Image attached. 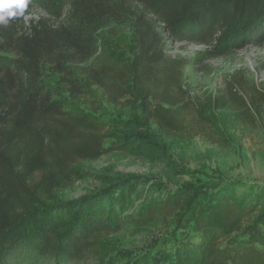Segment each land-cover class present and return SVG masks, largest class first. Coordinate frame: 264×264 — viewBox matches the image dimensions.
<instances>
[{"label":"trees","instance_id":"trees-1","mask_svg":"<svg viewBox=\"0 0 264 264\" xmlns=\"http://www.w3.org/2000/svg\"><path fill=\"white\" fill-rule=\"evenodd\" d=\"M47 4L58 1L44 5L48 17L28 24L25 11L0 24V264L86 254L120 264L102 258L100 237L124 222L122 191L110 203L99 196L72 203L57 197L80 176L76 163L111 150L104 147L109 125L96 113L103 101L138 102L176 139L186 130L181 94L192 59L171 58L167 44L189 36L215 43L211 55L218 56L242 35L258 40L264 0H70L58 13ZM196 106L205 117L206 105ZM152 203L196 236L181 243L174 264H264L255 203L187 188Z\"/></svg>","mask_w":264,"mask_h":264},{"label":"rangeland","instance_id":"rangeland-1","mask_svg":"<svg viewBox=\"0 0 264 264\" xmlns=\"http://www.w3.org/2000/svg\"><path fill=\"white\" fill-rule=\"evenodd\" d=\"M49 0H30L24 17H48ZM47 4L55 12L70 0ZM224 54L212 56L216 44H199L192 37L172 39L166 54L191 61L183 78L182 109L186 130L169 139L140 103L115 106L107 101L96 115L109 125L104 141L111 149L97 160L75 164L79 177L57 193L63 203L99 196L116 202L124 220L118 232L101 235L102 258L120 264H174L182 242L195 241L191 227L177 225L152 201L181 188L205 197L237 194L257 206L254 219L262 218L264 232V34L260 39L242 35ZM234 94V95H233ZM236 97L250 106L246 110ZM210 102L213 110L207 109ZM222 102L224 105L222 106ZM206 105L202 117L198 106ZM204 107V106H203ZM2 264H6V261ZM22 264H100L86 254L61 259L46 255Z\"/></svg>","mask_w":264,"mask_h":264},{"label":"clouds","instance_id":"clouds-1","mask_svg":"<svg viewBox=\"0 0 264 264\" xmlns=\"http://www.w3.org/2000/svg\"><path fill=\"white\" fill-rule=\"evenodd\" d=\"M30 0H0V24H7L13 17L22 16Z\"/></svg>","mask_w":264,"mask_h":264}]
</instances>
